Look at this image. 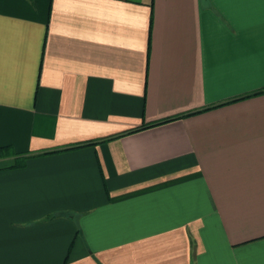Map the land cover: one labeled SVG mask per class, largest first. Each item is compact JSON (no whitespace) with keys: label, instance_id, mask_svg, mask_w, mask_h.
<instances>
[{"label":"crops","instance_id":"obj_1","mask_svg":"<svg viewBox=\"0 0 264 264\" xmlns=\"http://www.w3.org/2000/svg\"><path fill=\"white\" fill-rule=\"evenodd\" d=\"M2 146L0 264H264V0H0Z\"/></svg>","mask_w":264,"mask_h":264},{"label":"trees","instance_id":"obj_2","mask_svg":"<svg viewBox=\"0 0 264 264\" xmlns=\"http://www.w3.org/2000/svg\"><path fill=\"white\" fill-rule=\"evenodd\" d=\"M13 154H14V152L12 151V149L10 147H8V146L0 147V159L8 157V156L13 155ZM16 164L17 165L23 164V161L18 160V162Z\"/></svg>","mask_w":264,"mask_h":264}]
</instances>
